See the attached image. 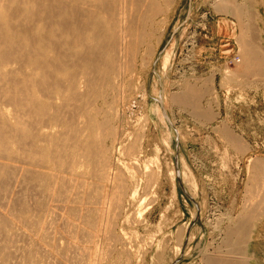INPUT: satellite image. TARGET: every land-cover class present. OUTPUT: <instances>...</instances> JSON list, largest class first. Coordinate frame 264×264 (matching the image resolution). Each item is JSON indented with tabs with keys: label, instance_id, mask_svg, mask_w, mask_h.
Here are the masks:
<instances>
[{
	"label": "bare ground",
	"instance_id": "obj_1",
	"mask_svg": "<svg viewBox=\"0 0 264 264\" xmlns=\"http://www.w3.org/2000/svg\"><path fill=\"white\" fill-rule=\"evenodd\" d=\"M177 3L0 0V264L129 263L118 221H129L161 173L141 165V155L126 154L133 106L128 93L151 67L162 40L161 18ZM246 54V69L262 65L255 51ZM172 59L167 53L165 71ZM186 89L170 103L202 116L199 88ZM145 103L148 113L143 121L137 117L144 128L151 118ZM152 111L161 114L158 106ZM182 164L183 181L196 196L199 185L183 157ZM246 187L264 209V159L252 162ZM257 220L230 222L225 244L204 253L202 264H251L243 247Z\"/></svg>",
	"mask_w": 264,
	"mask_h": 264
},
{
	"label": "rangeland",
	"instance_id": "obj_2",
	"mask_svg": "<svg viewBox=\"0 0 264 264\" xmlns=\"http://www.w3.org/2000/svg\"><path fill=\"white\" fill-rule=\"evenodd\" d=\"M161 19L165 24L156 56L128 93L133 106L131 112L126 109V128L132 132L126 154L141 155V165L161 173L155 188L144 193L143 205L131 209L129 221H118L129 263L202 264L204 253L225 244L230 222L255 217L243 254L251 264H264V209L257 204L259 196L251 200L246 189L252 162L264 159V61L257 68L245 67L247 51L264 60V0H178L175 11ZM169 52L173 59L165 71L163 59ZM188 86L199 88L196 105L202 116L172 99L170 103ZM146 101L151 118L144 128L137 117L143 121L148 113ZM152 106L160 108V116ZM182 157L199 185L196 196L183 181ZM193 232L196 238L189 242ZM113 261H120L119 254Z\"/></svg>",
	"mask_w": 264,
	"mask_h": 264
}]
</instances>
